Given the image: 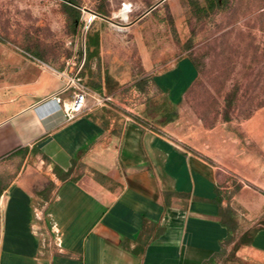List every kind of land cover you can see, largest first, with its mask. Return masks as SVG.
<instances>
[{
  "label": "crops",
  "instance_id": "1",
  "mask_svg": "<svg viewBox=\"0 0 264 264\" xmlns=\"http://www.w3.org/2000/svg\"><path fill=\"white\" fill-rule=\"evenodd\" d=\"M57 72L0 42V264L211 263L227 235L216 167L128 103L65 121ZM196 78L187 56L152 80L177 101ZM249 248L264 254V226Z\"/></svg>",
  "mask_w": 264,
  "mask_h": 264
},
{
  "label": "rangeland",
  "instance_id": "2",
  "mask_svg": "<svg viewBox=\"0 0 264 264\" xmlns=\"http://www.w3.org/2000/svg\"><path fill=\"white\" fill-rule=\"evenodd\" d=\"M62 1L0 0V42L58 71L83 60V82L112 97L113 116L128 103L143 126L167 125L173 142L216 167L236 213L232 241L209 264H264L245 244L264 226V0H227L202 18L189 0H79L75 30ZM187 56L197 78L172 101L152 78Z\"/></svg>",
  "mask_w": 264,
  "mask_h": 264
},
{
  "label": "built area",
  "instance_id": "3",
  "mask_svg": "<svg viewBox=\"0 0 264 264\" xmlns=\"http://www.w3.org/2000/svg\"><path fill=\"white\" fill-rule=\"evenodd\" d=\"M82 67L83 60L73 72L69 73L66 69L58 71L57 74L63 78V85L48 97L61 110L65 121L75 119L89 108L113 109L111 96L102 95L85 85L81 75ZM135 93L138 95L137 92Z\"/></svg>",
  "mask_w": 264,
  "mask_h": 264
},
{
  "label": "trees",
  "instance_id": "4",
  "mask_svg": "<svg viewBox=\"0 0 264 264\" xmlns=\"http://www.w3.org/2000/svg\"><path fill=\"white\" fill-rule=\"evenodd\" d=\"M226 3H227V0H200V1L189 0V4L193 8L195 13L197 14V18H202V17L208 16L210 13L214 12L215 10L222 8L224 5H226ZM61 4H62V7L64 9V12L67 15V19L70 22L72 29L75 30L77 28V26L79 25V23L81 22V10H80L79 0H63ZM95 13L99 16H102V17L107 16V14H105L104 12H102L100 10H95ZM89 48H90V43H88V45H87V49H86L87 52H90ZM191 60L194 64L195 68L197 69V65H196L195 61L193 59H191ZM97 68H99V61H97ZM145 84H146V82L137 81L135 83V86L140 90H144L143 88L145 87ZM90 85H91L92 89H94V90L99 89V86L93 82ZM173 118H174L173 116L168 114L165 121L170 122L173 120ZM55 171L58 172L57 168H55ZM93 177H94V179H96L97 181L100 182L99 173L93 171ZM225 200L227 202L226 208H225L227 219L224 220L222 222V224L227 229V235L224 239V242H230L233 239V231L235 228L234 224H233V219H234V216L236 213H235V210L231 207L230 197L229 196L225 197ZM256 230L257 229H255L251 232V235L249 236V238L245 240V244H250L251 238H252V236Z\"/></svg>",
  "mask_w": 264,
  "mask_h": 264
},
{
  "label": "water",
  "instance_id": "5",
  "mask_svg": "<svg viewBox=\"0 0 264 264\" xmlns=\"http://www.w3.org/2000/svg\"><path fill=\"white\" fill-rule=\"evenodd\" d=\"M161 1H163V0H159L155 5H157V4L160 3ZM155 5H154V6H155ZM154 6H152V7H154ZM152 7H151V8H152ZM89 12H91V13L94 14V15H97V14H96L95 12H93V11H89Z\"/></svg>",
  "mask_w": 264,
  "mask_h": 264
},
{
  "label": "bare ground",
  "instance_id": "6",
  "mask_svg": "<svg viewBox=\"0 0 264 264\" xmlns=\"http://www.w3.org/2000/svg\"><path fill=\"white\" fill-rule=\"evenodd\" d=\"M127 11H128V10H122V11H121V14H125V13H127ZM92 17H94V16L91 15V18H92Z\"/></svg>",
  "mask_w": 264,
  "mask_h": 264
}]
</instances>
